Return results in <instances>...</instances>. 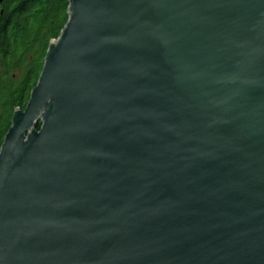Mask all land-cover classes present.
<instances>
[{
	"label": "water",
	"instance_id": "obj_1",
	"mask_svg": "<svg viewBox=\"0 0 264 264\" xmlns=\"http://www.w3.org/2000/svg\"><path fill=\"white\" fill-rule=\"evenodd\" d=\"M68 1L0 146V264H264V0Z\"/></svg>",
	"mask_w": 264,
	"mask_h": 264
},
{
	"label": "trees",
	"instance_id": "obj_2",
	"mask_svg": "<svg viewBox=\"0 0 264 264\" xmlns=\"http://www.w3.org/2000/svg\"><path fill=\"white\" fill-rule=\"evenodd\" d=\"M68 6V0L0 1V146L14 110L25 108L50 42L67 22Z\"/></svg>",
	"mask_w": 264,
	"mask_h": 264
}]
</instances>
